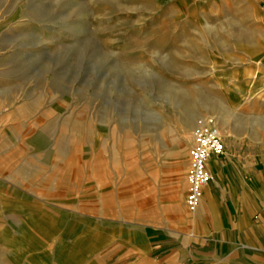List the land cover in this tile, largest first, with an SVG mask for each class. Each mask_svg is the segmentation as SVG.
I'll list each match as a JSON object with an SVG mask.
<instances>
[{
    "label": "rangeland",
    "instance_id": "374dc122",
    "mask_svg": "<svg viewBox=\"0 0 264 264\" xmlns=\"http://www.w3.org/2000/svg\"><path fill=\"white\" fill-rule=\"evenodd\" d=\"M208 124L264 139V0H0V264H114L116 223L190 217Z\"/></svg>",
    "mask_w": 264,
    "mask_h": 264
},
{
    "label": "crops",
    "instance_id": "0c3cea01",
    "mask_svg": "<svg viewBox=\"0 0 264 264\" xmlns=\"http://www.w3.org/2000/svg\"><path fill=\"white\" fill-rule=\"evenodd\" d=\"M237 144L241 155L226 150L211 165L213 181L187 219L128 229L116 223L113 245L124 250L114 264H264V139Z\"/></svg>",
    "mask_w": 264,
    "mask_h": 264
},
{
    "label": "built area",
    "instance_id": "2783aa9c",
    "mask_svg": "<svg viewBox=\"0 0 264 264\" xmlns=\"http://www.w3.org/2000/svg\"><path fill=\"white\" fill-rule=\"evenodd\" d=\"M188 168L184 180L185 208L193 214L199 209L205 187L213 181L212 161L226 155L221 131L214 125H199L193 132Z\"/></svg>",
    "mask_w": 264,
    "mask_h": 264
},
{
    "label": "bare ground",
    "instance_id": "6f19581e",
    "mask_svg": "<svg viewBox=\"0 0 264 264\" xmlns=\"http://www.w3.org/2000/svg\"><path fill=\"white\" fill-rule=\"evenodd\" d=\"M71 30H72V28H71ZM218 128V127H217Z\"/></svg>",
    "mask_w": 264,
    "mask_h": 264
}]
</instances>
